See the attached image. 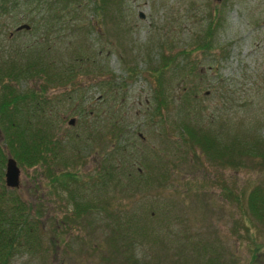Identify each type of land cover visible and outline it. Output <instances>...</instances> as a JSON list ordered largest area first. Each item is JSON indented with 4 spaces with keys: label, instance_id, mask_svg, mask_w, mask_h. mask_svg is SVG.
<instances>
[{
    "label": "rangeland",
    "instance_id": "rangeland-1",
    "mask_svg": "<svg viewBox=\"0 0 264 264\" xmlns=\"http://www.w3.org/2000/svg\"><path fill=\"white\" fill-rule=\"evenodd\" d=\"M10 4L0 10V62L43 50L52 62L73 66L66 83L50 86L46 113L51 135L62 140L65 162L58 158V166L75 170L79 182L70 181L68 192L37 174L40 168L18 165L16 193L35 201L43 227L38 243H24L8 264H125L124 252L130 264H264V218L248 214L245 204L254 185L264 191V161L241 153L234 157L241 163L221 165L188 150L169 96L180 92L177 80L166 83L161 121L152 111L151 72L160 51L185 46L208 81L217 74L229 81L226 101L202 89L194 94L189 123L247 150L264 136V0H114L102 20L90 0H72L70 10L57 6L58 17L39 13L33 21L20 3ZM211 18L212 46L194 48ZM23 22L27 28H15ZM34 81L22 79L19 87ZM103 162L111 178L99 183ZM74 203L91 206L67 227L55 226L64 213L73 216ZM109 255L111 263L102 259Z\"/></svg>",
    "mask_w": 264,
    "mask_h": 264
},
{
    "label": "trees",
    "instance_id": "trees-1",
    "mask_svg": "<svg viewBox=\"0 0 264 264\" xmlns=\"http://www.w3.org/2000/svg\"><path fill=\"white\" fill-rule=\"evenodd\" d=\"M90 1H92V13L101 20L104 15H108L110 6L114 3V0ZM109 1L110 5L107 6ZM69 2H72V0H0V10L5 11L7 4L16 5L20 3L24 9V17L28 21H33L39 13H43L41 17H45V20L47 18L50 20V18H56L60 15H58L57 6L61 7L60 11L62 9L70 10L68 8ZM212 19H209L194 48L208 49L212 46L211 37L216 24ZM189 52V49L185 46L171 54L159 52V61L151 69L154 76L151 75L156 81L152 93V111L161 116L160 120L162 121L164 117L163 109H167L168 112L167 95L169 93H166L167 84L169 80L175 78L180 92L175 97L169 96L175 101V113L181 115L178 123L180 126L177 125V130L180 139L183 140L188 150L193 151V149L198 148L209 159L218 161L221 165L241 163L244 159L236 160L234 158L241 153L243 156L254 153L264 161V147H256L257 143H262L264 136L260 140L252 141L247 150H243V147L240 150V148H233L231 142L221 143L205 127L196 123H189L190 119L194 117L192 114L195 109L194 94L197 91L202 89L205 94L214 93L224 101L228 99L232 92V88H229V81H225L218 74L214 82L203 77L204 73L188 57ZM72 69L73 66L68 63H57L47 59L43 50L27 52L11 61L0 62V264H8L11 256L16 251H20L24 243L29 244L31 240L38 243L40 230L43 227L42 220H40L41 215H34L41 213L38 207H35V201L24 202L16 193L17 186L9 187L5 184L4 167L6 159L8 157L13 158L16 164L21 167L40 168L37 174L44 176L48 183H56L68 192L70 181L75 184L79 182V174L75 170H70L67 166L65 168L58 166V158L65 162L58 153L62 140H58L51 135L53 121L52 117L50 118L49 114L46 113V108L50 105L51 96L48 94L49 89H51L50 86L66 83L69 78L68 74ZM22 79H34L35 83L22 89L19 87ZM185 81H189V83L187 84ZM189 106L190 110L192 109L191 116H189ZM189 117L191 118L189 119ZM103 120L104 118L101 119V121ZM115 125L112 124V126ZM163 127L166 128V133L163 131V135L168 137L170 131L166 125ZM117 129L118 127H115L114 131L110 130V132L116 134ZM94 131L99 134V130L95 129ZM100 135L101 139L106 137L101 132ZM177 150H180V148H177ZM108 167L111 168L103 162L99 167V176L94 181L104 183L107 178H111ZM245 204L248 214L256 218H264V191L262 186L254 185L246 193ZM90 206V204L85 203H82V205L74 203L73 216L69 217L68 213H64L63 218L55 219V226L67 227L70 220L75 221L81 218ZM107 226H109L108 223L105 228ZM114 228L113 225L107 230L112 231ZM128 237L127 233L124 236V244L131 247V240ZM252 243L251 259H254L258 246L255 245L253 240ZM112 256L114 255L102 256V259L107 260V263H111ZM122 257L125 258V264H128L127 258L131 257L130 253L124 252ZM132 262L133 260L130 263Z\"/></svg>",
    "mask_w": 264,
    "mask_h": 264
},
{
    "label": "water",
    "instance_id": "water-1",
    "mask_svg": "<svg viewBox=\"0 0 264 264\" xmlns=\"http://www.w3.org/2000/svg\"><path fill=\"white\" fill-rule=\"evenodd\" d=\"M139 16H142V13H138ZM28 24L21 23L16 26V29L27 28ZM74 118L70 117L67 122L73 123ZM4 182L9 187H16L19 184V167L16 164L15 160L11 157H8L5 161L4 167Z\"/></svg>",
    "mask_w": 264,
    "mask_h": 264
}]
</instances>
